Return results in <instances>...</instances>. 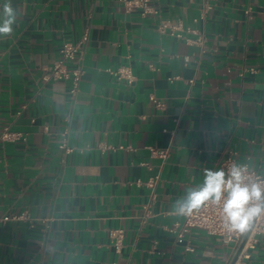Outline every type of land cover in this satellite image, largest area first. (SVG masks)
I'll list each match as a JSON object with an SVG mask.
<instances>
[{
  "label": "crops",
  "instance_id": "1",
  "mask_svg": "<svg viewBox=\"0 0 264 264\" xmlns=\"http://www.w3.org/2000/svg\"><path fill=\"white\" fill-rule=\"evenodd\" d=\"M6 3L0 132L26 140L0 142V216L28 218L0 222V264H227L233 243L198 228L178 238L177 202L230 154L264 173V0H149L145 14L125 0H0V22ZM84 34L73 98L43 76ZM121 65L132 83L111 72ZM246 264H264V237Z\"/></svg>",
  "mask_w": 264,
  "mask_h": 264
},
{
  "label": "built area",
  "instance_id": "2",
  "mask_svg": "<svg viewBox=\"0 0 264 264\" xmlns=\"http://www.w3.org/2000/svg\"><path fill=\"white\" fill-rule=\"evenodd\" d=\"M148 2L149 0H125V7L126 10L140 7L142 8L143 14L147 12H155L153 7ZM167 27H169L168 24H162L159 26V31L165 32ZM170 27L172 28V35L183 38L187 42H194L203 45L205 41V36L203 34H198L196 38H189L186 36L183 28L180 26L170 25ZM187 31L195 32L193 29H188ZM87 39L88 35L84 34L76 42H63L59 49L58 58L49 67H47L48 73L43 76L46 81L68 83V91L73 98L80 91V82L84 73L83 58ZM111 72L118 80H123L129 84L132 83L136 78L130 65H121L115 70H111ZM169 79L173 80L175 77H170ZM151 99L155 107L161 109L165 106V102L157 99L155 96H151ZM19 140H26V135L23 132L12 131L8 127H5L0 132V142H14ZM61 147H65L66 150H71V148L67 147L64 143L61 145ZM151 153L162 158H167L169 155V148L156 149L151 147ZM234 165H238L245 170V176L247 177L248 182L264 181L263 172L252 169L247 165H239L233 154L226 156L221 161L220 169L228 173V171ZM157 182L158 176L145 181V184L151 189V200L156 197L155 188ZM224 197H227L226 192L224 193ZM222 206L223 200L221 201L220 205H216L211 201H208L198 210H194L191 214L181 213L183 216V221L180 224V230L177 236L178 238H182L184 234L193 228L203 229L208 234L219 237L226 243L234 244V254L229 259L227 264H246V260L251 257L252 250L255 249L260 240L264 237V215H261L257 219L253 220L251 226L245 232L230 231L224 226V220L221 213ZM10 218H28V214H26V212H22L12 216H0V222ZM42 220L45 222L49 220V218L46 217ZM113 234H117L118 242H116V244L118 248L120 246L121 238L124 235V230L121 228L117 229L115 232H113Z\"/></svg>",
  "mask_w": 264,
  "mask_h": 264
},
{
  "label": "clouds",
  "instance_id": "3",
  "mask_svg": "<svg viewBox=\"0 0 264 264\" xmlns=\"http://www.w3.org/2000/svg\"><path fill=\"white\" fill-rule=\"evenodd\" d=\"M3 11L6 18L0 22V36L11 34L15 23L14 11L7 3ZM222 200L224 226L230 231L245 232L253 220L264 215V181L248 182L245 170L238 165L228 173L222 169L207 170L203 185L189 190L186 198L177 202L178 211L191 214L208 201L220 205Z\"/></svg>",
  "mask_w": 264,
  "mask_h": 264
}]
</instances>
